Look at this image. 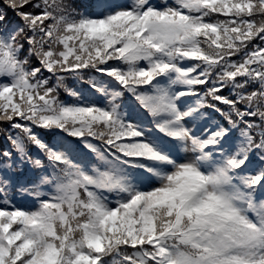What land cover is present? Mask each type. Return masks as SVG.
I'll list each match as a JSON object with an SVG mask.
<instances>
[{"label":"snow or ice","instance_id":"6c2138e0","mask_svg":"<svg viewBox=\"0 0 264 264\" xmlns=\"http://www.w3.org/2000/svg\"><path fill=\"white\" fill-rule=\"evenodd\" d=\"M0 264H264V0H0Z\"/></svg>","mask_w":264,"mask_h":264},{"label":"trees","instance_id":"16d2710c","mask_svg":"<svg viewBox=\"0 0 264 264\" xmlns=\"http://www.w3.org/2000/svg\"><path fill=\"white\" fill-rule=\"evenodd\" d=\"M73 2L76 4H87L88 0H73ZM61 95L63 96V93Z\"/></svg>","mask_w":264,"mask_h":264}]
</instances>
